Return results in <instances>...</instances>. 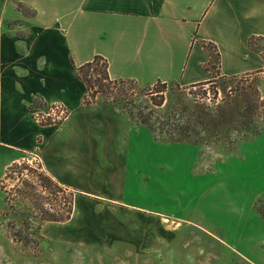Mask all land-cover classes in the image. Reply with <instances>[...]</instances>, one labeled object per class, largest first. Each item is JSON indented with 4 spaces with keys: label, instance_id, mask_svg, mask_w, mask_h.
<instances>
[{
    "label": "rangeland",
    "instance_id": "1",
    "mask_svg": "<svg viewBox=\"0 0 264 264\" xmlns=\"http://www.w3.org/2000/svg\"><path fill=\"white\" fill-rule=\"evenodd\" d=\"M250 47L264 48V37ZM213 53V77L191 87L168 83L162 106L150 103L154 86L93 88L86 107L123 114L124 140L138 145H120L116 161L76 175V183L115 185L126 205L61 191L33 159L37 151L0 145V264H264V220L255 210L264 196V68L223 76ZM141 103L197 132L179 141L159 133L161 123L152 132L137 117Z\"/></svg>",
    "mask_w": 264,
    "mask_h": 264
},
{
    "label": "crops",
    "instance_id": "2",
    "mask_svg": "<svg viewBox=\"0 0 264 264\" xmlns=\"http://www.w3.org/2000/svg\"><path fill=\"white\" fill-rule=\"evenodd\" d=\"M255 37H264V0H0V145L37 151L45 173L74 195L126 205L115 185L76 183L116 161L120 145L138 144L124 140L123 114L82 106L86 86L75 66L99 54L113 79L191 87L213 77L203 42L217 46L221 75L263 69L264 48L249 46ZM53 102L68 106L65 123L35 125L30 109Z\"/></svg>",
    "mask_w": 264,
    "mask_h": 264
},
{
    "label": "trees",
    "instance_id": "3",
    "mask_svg": "<svg viewBox=\"0 0 264 264\" xmlns=\"http://www.w3.org/2000/svg\"><path fill=\"white\" fill-rule=\"evenodd\" d=\"M19 7L23 11V13L26 14L24 7L20 4H19ZM27 10H28L27 14H31V11L29 9H27ZM203 46L206 47L207 49H209V51L211 53V58L214 57V53H213V50H214L215 54L217 55L218 62L220 61V54H219V51H218L217 46L215 44H213L212 42H203ZM249 46H250V43H249ZM108 67H109V64H108L107 59L105 57H103L102 55H99V54L94 55V57L91 60H89V61H87V62H85L79 66H75V70H76V74H77L78 78L81 79L86 86V91L83 95V101H82L83 107L91 105L94 102L93 101V94H94L93 88L95 87V85H97V87H99L101 89H103V88L107 89V88H111L113 86H116V84H118L119 82L122 83V82L129 80V81L135 83L137 86H139L132 79H122V78L121 79H113V78H111L109 75ZM92 72H95L97 74V76L93 75ZM248 74L249 73L240 74V75H248ZM238 75H230V76H238ZM223 76H227V75H223ZM207 81H209V80H207ZM200 83H203V82H200ZM200 83H198V84H200ZM167 84L168 83H166V82H162V81L158 80L155 84L146 86V87L154 86V88H157L154 91H152L153 88L149 89V90H151L150 92H148V93H150L149 100H150L151 104H153L155 106H162L164 104L163 93H164V90H166V88H167ZM153 92L156 94H153ZM145 94H147V93H144L143 95H145ZM141 104L138 106V110L136 112L137 117L139 119V122L148 126L152 132H156V129H155L156 123H161L163 125L162 127H159V133L161 132L162 134H164L167 137V139H169L171 141H179L180 138H183V139L189 138V137H191L192 133L197 132V128H196L195 124L189 123V122H188V124L183 123L182 117H180L179 115H177L178 118H175L174 119L175 122H173V121H171L170 117H165V116L160 117V116L153 115L154 109L149 107L148 103L146 105H143V103H141ZM247 106L248 105H245V107H244L243 117L248 116L247 115L248 111L246 110ZM148 108H150V109H149V111L146 112L145 109H148ZM130 114H132V112H130ZM225 114H226V112H225ZM152 117H154V119H157V120L161 118L162 120H159V122H156L155 120H152ZM165 125H169V128H164ZM46 176L51 181V182L49 181L50 183H52V184L54 183L55 185H57L56 186L57 189H59L61 191L67 190L68 192H70L74 196L73 191L68 190L67 188H64L63 186L59 185L57 182L53 181L51 179V177H49L47 174H46ZM255 210L261 216V218L264 220V196L261 198H258L257 201L255 202ZM68 215L66 216V218H51V219L56 220V221H62L64 219H68L69 218Z\"/></svg>",
    "mask_w": 264,
    "mask_h": 264
},
{
    "label": "built area",
    "instance_id": "4",
    "mask_svg": "<svg viewBox=\"0 0 264 264\" xmlns=\"http://www.w3.org/2000/svg\"><path fill=\"white\" fill-rule=\"evenodd\" d=\"M69 114L70 110L63 102H53L45 106L32 107L29 117L30 120L38 126L60 127L65 123ZM32 157L36 160V163L39 165L41 164L39 155L35 154Z\"/></svg>",
    "mask_w": 264,
    "mask_h": 264
},
{
    "label": "bare ground",
    "instance_id": "5",
    "mask_svg": "<svg viewBox=\"0 0 264 264\" xmlns=\"http://www.w3.org/2000/svg\"><path fill=\"white\" fill-rule=\"evenodd\" d=\"M163 220L166 222V223H170L172 226H179L180 225V222L179 220H168V218L164 217Z\"/></svg>",
    "mask_w": 264,
    "mask_h": 264
}]
</instances>
